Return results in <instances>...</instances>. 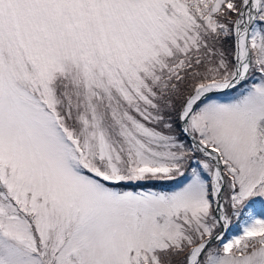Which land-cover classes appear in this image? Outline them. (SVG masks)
I'll list each match as a JSON object with an SVG mask.
<instances>
[{
	"label": "snow or ice",
	"instance_id": "1",
	"mask_svg": "<svg viewBox=\"0 0 264 264\" xmlns=\"http://www.w3.org/2000/svg\"><path fill=\"white\" fill-rule=\"evenodd\" d=\"M0 264H264V0H0Z\"/></svg>",
	"mask_w": 264,
	"mask_h": 264
}]
</instances>
